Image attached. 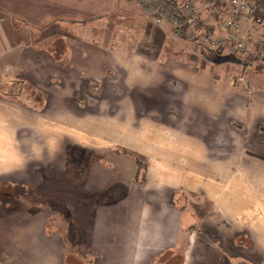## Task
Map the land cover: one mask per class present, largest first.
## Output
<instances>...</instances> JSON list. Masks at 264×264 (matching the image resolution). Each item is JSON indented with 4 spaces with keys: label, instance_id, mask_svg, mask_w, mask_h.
Instances as JSON below:
<instances>
[{
    "label": "crops",
    "instance_id": "1",
    "mask_svg": "<svg viewBox=\"0 0 264 264\" xmlns=\"http://www.w3.org/2000/svg\"><path fill=\"white\" fill-rule=\"evenodd\" d=\"M10 4L20 20L11 17L7 4L0 9V62L8 63L0 69L1 76L12 72L16 82L26 80L41 91L39 79L27 74L25 65L28 30L50 23L81 32L97 28L107 35L105 18L121 16L113 20L110 46L101 33L91 39L80 34L79 40L66 44L69 78L98 82L114 70L118 82L108 90L103 86L100 101H111L114 95L116 103L129 109L127 125L137 126L130 131L129 148L147 158L146 182L124 183L130 188L131 207H137L132 210L137 222L146 220L150 225L130 234L113 231L110 264H141L140 253L148 261L149 255L174 249L182 241V264H264V61L253 63L252 72L259 79L252 78L251 92H240L230 83L236 74L215 69L194 52L186 53L178 45V41L186 44L184 39L173 37L170 29L156 24L134 3L17 0ZM12 36L21 41H12ZM171 47L177 52L171 53ZM52 61L59 64L57 58ZM30 62L35 64V59ZM239 65L243 70L244 63ZM23 173L31 176L27 170ZM23 181L15 184L25 189ZM115 216L99 215L97 220ZM41 217H28L23 226L13 228L14 216L0 220V264H53L59 259L63 252L57 236L40 225ZM100 223L93 234L99 245L105 236Z\"/></svg>",
    "mask_w": 264,
    "mask_h": 264
},
{
    "label": "rangeland",
    "instance_id": "2",
    "mask_svg": "<svg viewBox=\"0 0 264 264\" xmlns=\"http://www.w3.org/2000/svg\"><path fill=\"white\" fill-rule=\"evenodd\" d=\"M13 2L17 0H0V9L7 4L6 10L19 21L18 10L14 11L10 4ZM117 16L121 17L119 14L103 17L107 19V35L97 28L81 32L53 27L50 23L40 29L28 30L31 34L28 32L25 39L24 58L28 66L25 67L27 74L37 76L44 91L23 79L16 82L12 72L6 73L5 77L0 72V220L14 216L10 221L13 228L23 219L42 216L40 225L47 233L57 236L63 252L53 264H110L114 256L109 253L113 247L108 245H111L109 236L113 231L124 229V234H130L131 230L141 231L150 225L146 220L137 222L132 211L137 207H131L130 188L124 183L134 180L141 185L146 182L147 158L129 148L130 131L137 126L127 125L126 117L130 118V111L116 103L114 95H111V101H100L104 99L103 86L108 85V90L118 82L114 70L109 69L105 79L90 83L83 77L69 78L66 69L70 52L67 41L79 40L80 34L91 39L101 33L104 43L110 46L108 35L115 34L113 20ZM123 17L128 18V15ZM159 25L164 26L162 22ZM248 32V28L242 29V34ZM12 41L21 40H15L14 36ZM178 45L186 53L191 51L208 60L215 69L219 67L236 74L230 78V83L237 91L251 92L252 78L259 79L252 72V66L264 59L254 58L250 53L237 56L227 46L217 51L221 58H216L217 53H203L191 43L178 41ZM169 51L177 52L175 47ZM51 57L57 58L59 64ZM34 59L35 64L30 62ZM242 62L243 70L239 65ZM3 65L8 63L0 62V69H5ZM245 94L249 96V93ZM145 128V125L141 128L143 133ZM101 135L109 139L104 140ZM131 169L134 171L132 177L129 175ZM26 170L31 176L23 173ZM20 180L27 185L24 190L15 184ZM36 183L39 185L35 186ZM134 196H139L137 191ZM98 214L100 217L116 214V218L101 221L105 236L100 245L99 238L93 235L95 229L96 232L99 230L95 227L100 223ZM121 218L122 223L119 222ZM31 229L34 226L27 228L28 231ZM181 243L174 249L149 255L148 261L147 255L140 253L139 263L182 264L184 241Z\"/></svg>",
    "mask_w": 264,
    "mask_h": 264
},
{
    "label": "built area",
    "instance_id": "3",
    "mask_svg": "<svg viewBox=\"0 0 264 264\" xmlns=\"http://www.w3.org/2000/svg\"><path fill=\"white\" fill-rule=\"evenodd\" d=\"M190 29L175 30L203 53L214 54L229 47L237 56L252 54L264 59V9L257 11L256 0H174ZM161 24V18H155ZM248 27L243 35L242 29Z\"/></svg>",
    "mask_w": 264,
    "mask_h": 264
},
{
    "label": "trees",
    "instance_id": "4",
    "mask_svg": "<svg viewBox=\"0 0 264 264\" xmlns=\"http://www.w3.org/2000/svg\"><path fill=\"white\" fill-rule=\"evenodd\" d=\"M134 3L142 12L153 19L159 17L167 29L174 35L175 30L187 31L190 25L186 23L174 0H125ZM257 11L264 9V0H256ZM179 39V38H178ZM24 190V188H23Z\"/></svg>",
    "mask_w": 264,
    "mask_h": 264
}]
</instances>
